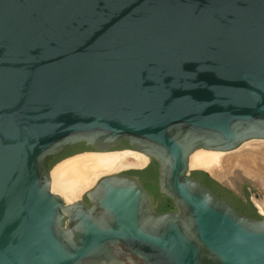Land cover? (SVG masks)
I'll use <instances>...</instances> for the list:
<instances>
[{
	"label": "water",
	"instance_id": "obj_1",
	"mask_svg": "<svg viewBox=\"0 0 264 264\" xmlns=\"http://www.w3.org/2000/svg\"><path fill=\"white\" fill-rule=\"evenodd\" d=\"M253 139L264 0H0V264H264V216L189 170L195 150ZM123 141L157 163L174 210L127 171L88 202L51 191L49 156Z\"/></svg>",
	"mask_w": 264,
	"mask_h": 264
},
{
	"label": "bare ground",
	"instance_id": "obj_2",
	"mask_svg": "<svg viewBox=\"0 0 264 264\" xmlns=\"http://www.w3.org/2000/svg\"><path fill=\"white\" fill-rule=\"evenodd\" d=\"M242 145L234 151L225 153L195 150L190 156L189 166L203 169L231 186L240 178L238 174H242L264 190V139H253ZM147 161L148 157L144 153L131 149L78 153L55 164L50 171V188L66 202H72L101 175L140 168ZM254 203L258 211L264 214V197L254 199Z\"/></svg>",
	"mask_w": 264,
	"mask_h": 264
},
{
	"label": "trees",
	"instance_id": "obj_3",
	"mask_svg": "<svg viewBox=\"0 0 264 264\" xmlns=\"http://www.w3.org/2000/svg\"><path fill=\"white\" fill-rule=\"evenodd\" d=\"M83 145V143H82ZM85 148L80 150H64L60 155L56 156H49L47 160V166L48 168L53 167L55 163L60 161L61 159L65 157H69L71 155H74L76 153H79L81 151H84ZM126 173L134 175L138 177V179L141 181L143 186L150 192L154 193L158 197V203H157V209L159 211H164L167 209H170L174 207L173 202L170 198L161 195L158 192V184H157V163L152 160V163L149 164L146 168L141 170H129ZM192 176L198 178L203 184L208 186L214 193H216L219 196H224L226 199H228L232 205L241 213L251 216L254 218H259L260 215L257 214L255 208L253 207L252 203L249 200L248 192L244 188L243 195L244 198L236 195L232 190L229 188L222 186L217 181L212 179L207 173L201 171V170H193L191 172ZM149 178V179H148Z\"/></svg>",
	"mask_w": 264,
	"mask_h": 264
},
{
	"label": "rangeland",
	"instance_id": "obj_4",
	"mask_svg": "<svg viewBox=\"0 0 264 264\" xmlns=\"http://www.w3.org/2000/svg\"><path fill=\"white\" fill-rule=\"evenodd\" d=\"M251 141V140H250ZM247 142H249V141H247ZM247 142H245V144L247 143ZM243 145H244V143H242ZM242 145V146H243ZM239 147H241V145L239 146ZM238 147V148H239ZM238 148H236V149H238ZM236 149H234V150H236ZM233 150V151H234ZM228 152H230V151H228ZM225 153V152H224ZM148 161H149V159H148ZM148 161H147V163H148ZM146 163V164H147ZM146 164L143 166V167H140L141 169H143V168H145L146 167ZM55 166V165H54ZM53 166V167H54ZM52 167V168H53ZM51 168V169H52ZM51 169H50V171H51ZM141 169H138V168H129V169H125V170H122V171H120V172H123V171H129V170H141ZM197 169H200V168H192V167H190L189 166V170H190V172L192 171V170H197ZM203 170V169H202ZM104 175H107V174H103V175H101L96 181H95V183L101 178V177H103ZM211 175V174H210ZM212 177H214L213 175H211ZM238 176L240 177L237 181L239 182L238 183V185H239V189H243V187L245 186V189H246V191L248 192V197H249V200H250V202L252 203V205H253V207L255 208V210H256V212H257V214H259V215H261V216H264V214H261L259 211H258V208L255 206V203H254V199H260V198H262V197H264L263 195H264V190H262L261 189V187L260 186H258V185H255V183H254V181H252V179H250L249 177H247V176H242V174H238ZM247 177V178H246ZM215 178V177H214ZM217 179V178H216ZM250 179V180H249ZM218 180V179H217ZM220 181V180H219ZM236 181V180H235ZM95 183H93V185H91L90 187H88L87 189H85L82 193H81V195L79 196V198H83L84 197V192L85 191H87L88 189H90V188H92L94 185H95ZM224 183V182H223ZM225 184H227V183H225ZM229 185V184H228ZM231 186V185H230ZM62 197V196H61ZM259 197V198H258ZM63 198V197H62ZM64 199V198H63Z\"/></svg>",
	"mask_w": 264,
	"mask_h": 264
},
{
	"label": "flooded vegetation",
	"instance_id": "obj_5",
	"mask_svg": "<svg viewBox=\"0 0 264 264\" xmlns=\"http://www.w3.org/2000/svg\"><path fill=\"white\" fill-rule=\"evenodd\" d=\"M70 148V150H71V148H72V150H80V149H83V148H85V150L84 151H81V153H83V152H91V150H93L92 148H90L89 146H87V145H85L84 143H83V145H82V143H77V144H74V145H71V146H68L67 147V149H65V150H68ZM113 150H130L131 148H130V146H129V144L127 143V142H125V141H123V142H121V144L119 145V146H117V147H113L112 148ZM112 150V151H113ZM80 153V152H79ZM78 154V153H77ZM75 155V154H74ZM152 163V160H150L149 159V161H148V163L146 164V167L149 165V164H151ZM145 167V168H146ZM144 169V168H143ZM149 179V178H148ZM148 191V190H147ZM148 193L152 196V201H153V203H154V207H155V209H156V211L157 212H159V213H162V212H167V211H171V210H174L175 208L174 207H172V208H170V209H167V210H164V211H159L158 209H157V203H158V197L154 194V193H150L149 191H148ZM235 193V192H234ZM236 195H238V196H240V197H242V198H244V195H243V189H240L239 190V194H237V193H235ZM82 200H84L85 202H88L87 201V199L85 198V197H83L82 198Z\"/></svg>",
	"mask_w": 264,
	"mask_h": 264
}]
</instances>
